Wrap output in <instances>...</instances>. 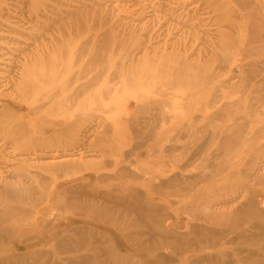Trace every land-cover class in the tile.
<instances>
[{"label":"rangeland","instance_id":"374dc122","mask_svg":"<svg viewBox=\"0 0 264 264\" xmlns=\"http://www.w3.org/2000/svg\"><path fill=\"white\" fill-rule=\"evenodd\" d=\"M261 82L264 0H0V179L61 195L0 264H260L262 219L207 217L264 194Z\"/></svg>","mask_w":264,"mask_h":264},{"label":"bare ground","instance_id":"6f19581e","mask_svg":"<svg viewBox=\"0 0 264 264\" xmlns=\"http://www.w3.org/2000/svg\"><path fill=\"white\" fill-rule=\"evenodd\" d=\"M214 1V0H213ZM246 9V8H245ZM3 25V24H2ZM261 36V35H260ZM34 62H35V60H34ZM238 70V69H237ZM25 72H26V70H24ZM212 75V74H211ZM262 79V78H261ZM257 82V81H256ZM261 84H264L263 82H261ZM264 88V87H263ZM56 91V90H55ZM60 94V93H59ZM245 94V93H244ZM253 101H262V102H264V97H260V99H258L257 97L256 98H254V100ZM259 102H258V104H259ZM163 109V108H162ZM162 109H161V111H162ZM255 112V111H254ZM154 115V114H153ZM67 120V119H66ZM77 122V121H76ZM80 122V121H79ZM75 123V122H74ZM77 126V125H76ZM74 128H75V125H74ZM66 129V128H65ZM69 129V128H68ZM9 130V129H8ZM70 130V129H69ZM70 132V131H69ZM68 132V134H72L71 132L69 133ZM66 133V132H65ZM66 136H67V134H66ZM73 137V136H72ZM103 137V136H102ZM100 138V137H99ZM230 139V138H229ZM229 139H227L225 142L228 144L229 143ZM232 139H233V137H232ZM22 140V139H21ZM81 140V139H80ZM80 140H78V141H80ZM151 140V139H150ZM165 140H166V138H165ZM225 140V139H224ZM53 141H54V139H53ZM56 142V141H55ZM76 143H78V142H76ZM175 143V142H174ZM47 144V143H46ZM54 144V143H53ZM75 145V144H74ZM73 145V146H74ZM80 145V144H79ZM85 145V144H84ZM224 145V144H223ZM35 147V146H34ZM36 148V147H35ZM78 148V147H77ZM181 148V147H180ZM262 148H264L263 146H262ZM262 148H260V150L262 149ZM155 149V148H154ZM47 150V149H46ZM45 150V151H46ZM259 150V151H260ZM43 154H44V152H42ZM48 153H49V151H48ZM52 153V152H51ZM210 153V152H209ZM47 154V153H46ZM46 154H45V157H47V156H49V157H51L50 155V153H49V155H47L46 156ZM53 154V153H52ZM54 155V154H53ZM52 155V156H53ZM40 156V155H39ZM55 156V155H54ZM54 156H53V158H54ZM264 156V155H263ZM262 156V157H263ZM151 157V156H150ZM255 157V156H254ZM29 158V157H28ZM27 158V159H28ZM39 158H41V157H39ZM52 158V157H51ZM255 158H257V157H255ZM255 158H254V160H255ZM29 160H30V158H29ZM50 160H53V159H50ZM260 160V162L263 164L264 163V158H260L259 159ZM20 161V160H19ZM28 161V160H27ZM45 161V160H44ZM49 161V160H48ZM55 161V160H54ZM73 161V160H72ZM235 161V160H234ZM256 161V160H255ZM32 162V161H31ZM43 162V161H42ZM29 164V163H28ZM32 164V163H31ZM53 165V164H52ZM113 165V164H112ZM34 166V165H33ZM47 166V165H46ZM45 166V167H46ZM62 166V165H61ZM65 166L67 167V165L65 164ZM64 166V167H65ZM73 166H75L74 164H73ZM250 166H251V164H250ZM253 166V165H252ZM48 167V166H47ZM58 167V166H57ZM63 167V168H64ZM107 167V166H106ZM254 167V166H253ZM53 168H54V166H53ZM58 168H60L61 169V167H58ZM73 168H75V167H73ZM252 168V167H251ZM44 170H45V168H44ZM258 170V169H257ZM41 171V170H40ZM64 171V170H63ZM37 172V171H36ZM57 172V171H56ZM247 172V171H246ZM259 172V171H258ZM64 173V172H63ZM257 173V172H256ZM260 173V172H259ZM44 174V173H43ZM127 174V173H126ZM248 174V176H250L251 174H250V172L249 173H247ZM250 174V175H249ZM45 175H47V174H45ZM125 175V174H124ZM178 175V174H177ZM176 175V176H177ZM244 175V174H243ZM21 176V178H22V175H20ZM23 176H25V175H23ZM130 176V175H129ZM176 176L174 175V177L173 178H176ZM11 177V176H10ZM13 177H15V176H13ZM29 177H31V175L29 174L28 175V178ZM34 177V176H33ZM33 177H31L32 178V180H33ZM39 177V176H38ZM185 177V176H184ZM20 178V177H19ZM20 178V179H21ZM25 178V177H24ZM24 178H22V180L24 179ZM27 178V177H26ZM35 178V177H34ZM40 178V177H39ZM128 178V177H127ZM171 178H172V176H171ZM14 179H17V178H14ZM30 179V178H29ZM28 179V180H29ZM107 179V178H106ZM138 179V178H137ZM178 179H179V176H178ZM258 178H256L255 180H253L254 182L256 181L257 183H255V185H257L258 184V182H259V180H257ZM31 180V181H32ZM98 180H100V181H102L103 180V177H99L98 178ZM109 180V179H108ZM171 180H173V179H171ZM182 180V179H181ZM195 180V179H194ZM19 181V180H18ZM21 181V180H20ZM41 181V180H40ZM47 181V179H42V183L43 184H45L46 185V182ZM110 181V180H109ZM108 181V182H109ZM169 181V180H168ZM13 182V178H9V177H2L1 179H0V244L2 243V242H13V240H15V239H17V238H20V239H25L24 241H21L20 243H18V246H20V245H23V244H26V243H29V242H34V241H36L37 239H39V234H45V233H47V232H49L50 230V228L52 227V226H54V224L55 223H57L56 221H59V220H55V218H54V220L55 221H53V215H54V213H51L52 212V210L54 209V203L56 202H54V203H52L51 202V196L52 195H54L53 197H55L56 196V194H52L53 193V191L57 188V184H55L54 186H53V188H52V192L50 191L48 194H44L45 192L43 191V194H41L40 193V185H39V190H36V188L34 187V186H32V184H31V182L30 181H27L26 182V180H25V182H20V183H12ZM17 182V181H16ZM36 182V181H35ZM110 182H112V181H110ZM175 182V184H177L176 182H177V179H176V181H174ZM178 182H180L181 183V181H178ZM184 182V181H183ZM192 182V181H191ZM204 182H206V181H204ZM171 184H169V182H168V184H169V186L168 187H170V185H172L173 183L172 182H170ZM40 184V183H39ZM158 185V184H157ZM178 185V184H177ZM177 185H174V186H177ZM183 185V184H182ZM38 186V185H37ZM179 186H181V185H179ZM73 187V186H72ZM72 187H70L71 189H72ZM161 187V186H160ZM46 188V187H45ZM245 188V189H244ZM244 188H241V189H244V191L247 193V194H249V193H252L253 194V192H252V190L250 189V188H248V187H244ZM49 189V188H48ZM75 189V188H74ZM166 189H168V188H166ZM68 190V189H67ZM78 190V189H77ZM162 190V189H161ZM182 190V189H181ZM190 190V189H189ZM254 190V189H253ZM80 191V190H79ZM113 191V190H112ZM42 192V191H41ZM64 192V191H63ZM137 193V192H136ZM245 193V194H246ZM52 194V195H51ZM65 194V193H64ZM104 194V193H103ZM245 195V196H243V193H240V195L236 198L237 200H234V201H226V200H224V201H222V202H219V203H216V204H214V206H216L217 204V206L219 207V208H222V209H224V210H231L229 213L230 214H226V213H222V214H224L225 216H223L222 218H219L216 214V216H208L207 218H209L211 221H210V223H212V222H223V223H228V222H231L230 221V215H232L233 213H234V216H235V220H237L238 218H242V217H249L250 219H262L263 221H264V194H253V198L251 197V195L249 196V195ZM112 195V194H111ZM41 196V198H39ZM60 197H61V195H57L56 196V199L58 200V199H60ZM65 197V196H64ZM63 197V198H64ZM244 197H246V199H247V203H246V199H245V203H246V205H243L241 202H240V199L242 198H244ZM104 198V197H103ZM99 199H102V198H99ZM105 199V198H104ZM113 200V199H112ZM230 200V199H229ZM61 201V200H60ZM101 201V200H100ZM242 201V200H241ZM100 203H102V202H100ZM205 203V202H204ZM102 205V204H101ZM234 205V206H233ZM119 206V205H118ZM231 206H233V207H231ZM262 206V207H261ZM106 207V206H105ZM101 208H103V207H101ZM107 208V207H106ZM118 208V207H117ZM123 208H124V206H123ZM127 208H131L130 207V205L129 206H127ZM114 209V208H113ZM125 209V208H124ZM132 209V208H131ZM134 209V208H133ZM102 210H104V209H102ZM116 210V209H115ZM129 210V209H128ZM142 210V209H141ZM217 210V209H216ZM132 212H133V210H132ZM165 212V211H164ZM217 213H218V211H216ZM105 213V212H104ZM115 213V212H114ZM134 213V212H133ZM139 213V215H140V217H142V215H141V211L140 212H138ZM145 213V212H144ZM144 213H142V214H144ZM77 214V213H76ZM107 214V213H106ZM135 214V213H134ZM104 215V214H103ZM145 215V214H144ZM162 215V214H161ZM219 215V214H218ZM135 216H137L136 214H135ZM149 216H150V214H149ZM169 216V215H168ZM54 217H56L55 215H54ZM98 217V216H97ZM110 217H111V215H110ZM115 217V216H114ZM120 217V216H119ZM146 217V216H145ZM100 218V217H99ZM105 218L108 220L109 218H107V216H105ZM112 218V217H111ZM248 218V219H249ZM78 219H79V217H78ZM114 219V218H113ZM138 219V218H137ZM246 219V218H245ZM103 220V219H102ZM117 220V219H116ZM166 221H165V223H164V227L167 229V231L165 232V234L166 235H168V234H170V236L172 237V236H175V237H178L179 238V240H181V241H186V240H191L192 238H197L196 236H197V233H196V231H194L193 233H191V234H186V235H182V234H179V231H181V230H186L185 228H187L188 226H183V225H185V223L182 225V226H180V223H179V221H180V219L178 218V217H166V219H165ZM193 220V219H192ZM220 220V221H219ZM61 221H63V220H61ZM96 221V220H95ZM101 221V220H100ZM148 221V220H147ZM203 221H205V220H203ZM238 221V220H237ZM262 221V222H263ZM108 222V221H107ZM136 222H139V221H136ZM253 222V221H252ZM258 222V221H257ZM119 223V222H118ZM140 223V222H139ZM183 223V222H182ZM240 223V222H239ZM74 224H75V222H74ZM127 224V223H126ZM143 224V223H142ZM150 224H151V222H150ZM205 224V223H204ZM262 224V223H261ZM71 225V224H70ZM73 225V224H72ZM114 225H116V224H114ZM130 226V225H129ZM151 226V225H150ZM236 226V225H235ZM244 226V225H243ZM128 227V226H127ZM148 227V226H147ZM160 227H162V226H160ZM198 227V226H197ZM197 227H195V228H197ZM241 227V226H240ZM239 227V228H240ZM245 227V226H244ZM131 228H132V226H131ZM137 228V227H136ZM135 228V229H136ZM195 228H194V230H195ZM238 228V227H237ZM264 228V227H263ZM123 229V228H122ZM126 229V228H125ZM189 229V228H188ZM208 229V228H207ZM254 229V228H253ZM260 229V228H259ZM56 230V229H55ZM73 230H74V234H76L75 236L78 238V240L83 236H85L84 234V230L81 228V227H73ZM132 230H134V228L132 229ZM233 230V229H232ZM262 230V229H261ZM200 231H203V230H199V232ZM226 231V230H225ZM57 232V231H56ZM88 232V231H87ZM129 232H133V231H129ZM198 232V233H199ZM232 232V231H231ZM244 232V231H243ZM128 233V232H127ZM212 233V232H211ZM240 233V232H239ZM245 233V232H244ZM244 233H242L241 235H243ZM38 235V237L36 236V235ZM88 234V233H87ZM155 234V233H154ZM218 234H219V232H218ZM24 235H25V238H24ZM54 235V234H53ZM94 235V234H93ZM156 235V234H155ZM208 235V234H207ZM230 235H231V233H230ZM239 235V234H238ZM31 236V237H30ZM87 236V235H86ZM199 236H201L202 237V235H199ZM82 237V238H83ZM126 237H128V236H126ZM132 237V236H131ZM223 237V236H222ZM261 237V236H260ZM163 238V237H162ZM167 238H169V237H167ZM204 237H202V239H203ZM249 238V237H248ZM28 239V240H27ZM58 240H57V242H58V244H59V246H62L63 248H66V247H68L69 248V245H71V242H70V240H68V239H66V238H57ZM107 239V238H106ZM235 239V238H234ZM78 240H76V238H75V241L76 242H79ZM84 240V239H83ZM129 240V239H128ZM133 240H135V239H133ZM169 240H170V238H169ZM176 240V239H175ZM222 240H224V239H222ZM231 240V239H230ZM102 241V240H101ZM131 241V240H130ZM161 241V240H160ZM173 241V240H172ZM171 241V242H172ZM177 241V240H176ZM210 241V240H209ZM218 241V240H217ZM17 241H15V242H13L11 245H10V248H9V250H13L14 249V247H12L11 248V246H13L15 243H16ZM135 242H136V240H135ZM174 242V241H173ZM203 242H205V243H207L208 242V240H204ZM227 242V241H226ZM53 243V242H52ZM51 243V244H52ZM75 243V242H74ZM88 243V242H87ZM132 243H133V241H132ZM137 243V242H136ZM135 243V244H136ZM219 243H221V242H219ZM34 244V243H33ZM50 244V245H51ZM55 244H56V242H55ZM58 244H56V246L58 245ZM77 244V243H76ZM138 244V243H137ZM188 244H189V242H188ZM252 244H254V243H252ZM187 245V244H186ZM185 245V246H186ZM214 245V244H213ZM231 245V244H230ZM235 245V244H234ZM138 246V245H137ZM191 246V245H190ZM209 246V245H208ZM236 246V245H235ZM16 247V246H15ZM103 247V246H102ZM195 247H198V246H195ZM62 248V249H63ZM70 248H72V247H70ZM75 248H76V246H75ZM140 248V247H139ZM151 248H153V247H151ZM181 248H183V247H181ZM77 249V248H76ZM150 249V248H149ZM188 249V248H187ZM199 249V248H198ZM58 249H56V251H57ZM64 250V249H63ZM62 250V251H63ZM68 250V249H67ZM129 250V249H128ZM154 250V249H153ZM196 250H197V248H196ZM237 250V249H236ZM69 251L71 252V250L69 249ZM77 251V250H76ZM94 251V250H93ZM92 251V252H93ZM188 251H189V249H188ZM198 251V250H197ZM60 252V251H59ZM88 252V251H87ZM109 252V251H108ZM156 252V251H155ZM191 252V251H190ZM255 252H256V250H255ZM47 253V252H46ZM55 253V252H54ZM72 253H73V251H72ZM96 253V252H95ZM183 253V252H182ZM188 253V252H187ZM58 254V253H57ZM231 254V253H230ZM62 255V254H61ZM98 255V254H97ZM225 255V254H224ZM39 255H37V257H38ZM40 256H42L41 254H40ZM49 256V255H48ZM18 257H22L21 255H18V256H15V258H17V259H19ZM45 257H47V256H45ZM54 257V256H53ZM172 257V256H171ZM211 257V256H210ZM264 257V256H263ZM34 258V257H33ZM35 258H36V256H35ZM47 258H49V257H47ZM173 258V257H172ZM224 258H225V256H224ZM37 259V258H36ZM42 259V258H41ZM174 259V258H173ZM206 259V258H205ZM50 260H51V258H50ZM108 260V259H107ZM124 260H126V259H124ZM202 260V259H201ZM48 261V260H47ZM55 261V260H54ZM54 261H53V263H54ZM194 261H196V260H194ZM199 261V260H198ZM203 261V260H202ZM205 261V260H204ZM215 261V260H214ZM37 262V261H36ZM125 262H127V261H125ZM174 262V261H173ZM200 262V261H199ZM232 262H234V261H232ZM117 263V262H116ZM196 263H197V261H196ZM258 263V262H257ZM29 264V263H28ZM37 264V263H36ZM83 264V263H82ZM226 264V263H225ZM259 264V263H258ZM260 264H264V258L263 259H261V263Z\"/></svg>","mask_w":264,"mask_h":264}]
</instances>
